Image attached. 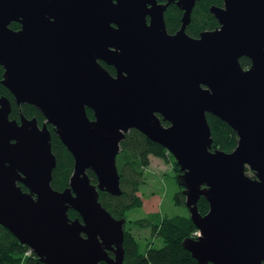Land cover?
<instances>
[{"label":"water","instance_id":"obj_1","mask_svg":"<svg viewBox=\"0 0 264 264\" xmlns=\"http://www.w3.org/2000/svg\"><path fill=\"white\" fill-rule=\"evenodd\" d=\"M200 1L0 0V83L17 106L44 118L41 126L21 113L11 120V103L0 97V226L42 264H123L126 220L99 194L121 195L116 157L131 130L178 166L198 232L182 242L191 257L264 264V0H222L209 9L218 26L194 38L186 27ZM172 5L183 14L169 34ZM207 114L235 132L234 150L212 148ZM47 126L74 161L61 191L50 184L56 158Z\"/></svg>","mask_w":264,"mask_h":264},{"label":"trees","instance_id":"obj_2","mask_svg":"<svg viewBox=\"0 0 264 264\" xmlns=\"http://www.w3.org/2000/svg\"><path fill=\"white\" fill-rule=\"evenodd\" d=\"M222 0H201L196 3L192 10L190 23L186 27V33L190 37H198L203 31L214 30L218 23L209 12L211 6L221 7ZM182 11L176 6H169L165 13L166 30L169 34L175 33L181 25ZM18 23H11L9 29H18ZM19 31V30H18ZM16 32V31H14ZM243 69L250 67V60L240 59ZM100 64L114 75L113 67H109L103 62ZM2 68L0 67V81L2 79ZM0 97H6L11 103L9 119L19 120V114L25 118H36L38 124L44 121L41 113L30 105L17 106L13 96L0 83ZM90 119L93 114L87 110ZM206 119L211 131L212 148L231 152L236 147L237 136L235 132L217 117L207 114ZM167 125V123H164ZM51 134V150L56 158V166L52 171L51 187L56 191H61L68 186L69 178L73 172V157L61 143L51 126H47ZM156 157L173 164V179L180 173L173 157L160 145L150 141L137 130L129 131L120 144V152L116 157V166L120 177L121 195L112 197L100 192L99 201L102 206L116 219L126 217V213L135 208H142V197L137 195L140 187L144 185V170L149 165V157ZM246 173H254L247 169ZM92 184L97 183V179L91 171H87ZM178 186V185H177ZM22 190L25 188L21 186ZM182 188L178 186V192L174 195L173 202L176 206H185ZM198 211L201 215L208 211V203L204 198H200L197 203ZM187 209V208H186ZM187 211V210H186ZM71 219L79 217L74 211H68ZM126 220V219H125ZM140 229L149 230V238L140 240L129 230L124 228V261L123 264H198L186 251L182 242L186 238L194 239L197 233L188 216L173 215L166 216L160 213H150L142 219L133 222ZM160 241V247L154 248V241ZM27 252H30L27 254ZM112 256V253L109 252ZM0 264H42L39 259L29 250L28 247L18 243L16 238L5 228L0 226ZM105 264V263H100Z\"/></svg>","mask_w":264,"mask_h":264},{"label":"rangeland","instance_id":"obj_3","mask_svg":"<svg viewBox=\"0 0 264 264\" xmlns=\"http://www.w3.org/2000/svg\"><path fill=\"white\" fill-rule=\"evenodd\" d=\"M173 173L171 161L149 157V165L144 170V185L140 187V191L137 193L142 197V208L128 211L124 223V228L129 230L136 238L140 240L149 238V230L140 229L133 222L146 217L150 213H160L166 216H188L185 206L174 205L173 198L178 192V186L173 179ZM159 242L154 241L153 247H160Z\"/></svg>","mask_w":264,"mask_h":264},{"label":"flooded vegetation","instance_id":"obj_4","mask_svg":"<svg viewBox=\"0 0 264 264\" xmlns=\"http://www.w3.org/2000/svg\"><path fill=\"white\" fill-rule=\"evenodd\" d=\"M14 31H18V30H20V27L18 28V29H13ZM3 72V71H2ZM19 121V120H18ZM41 126V125H40Z\"/></svg>","mask_w":264,"mask_h":264},{"label":"built area","instance_id":"obj_5","mask_svg":"<svg viewBox=\"0 0 264 264\" xmlns=\"http://www.w3.org/2000/svg\"><path fill=\"white\" fill-rule=\"evenodd\" d=\"M196 235H197V233H196ZM27 254H29V252H27Z\"/></svg>","mask_w":264,"mask_h":264},{"label":"bare ground","instance_id":"obj_6","mask_svg":"<svg viewBox=\"0 0 264 264\" xmlns=\"http://www.w3.org/2000/svg\"><path fill=\"white\" fill-rule=\"evenodd\" d=\"M69 37H71V35H69Z\"/></svg>","mask_w":264,"mask_h":264}]
</instances>
